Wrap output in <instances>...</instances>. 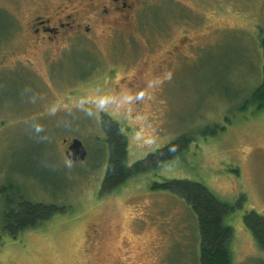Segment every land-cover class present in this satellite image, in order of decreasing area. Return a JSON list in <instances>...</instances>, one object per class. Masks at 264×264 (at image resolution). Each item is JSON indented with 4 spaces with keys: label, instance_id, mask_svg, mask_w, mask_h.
<instances>
[{
    "label": "rangeland",
    "instance_id": "rangeland-1",
    "mask_svg": "<svg viewBox=\"0 0 264 264\" xmlns=\"http://www.w3.org/2000/svg\"><path fill=\"white\" fill-rule=\"evenodd\" d=\"M89 5L0 0V224L8 201L61 208L15 236L1 230L0 264H201L193 209L153 186L172 179L201 182L229 203L245 195L225 216L232 264H264L244 224L250 210L264 217V109H240L264 79V0H137L110 25L88 17ZM77 11L92 27L86 35L46 48L31 32L35 15ZM103 114L129 129V166L179 136L193 139L102 192ZM216 125L225 129L203 134ZM74 138L83 160L66 154Z\"/></svg>",
    "mask_w": 264,
    "mask_h": 264
},
{
    "label": "trees",
    "instance_id": "trees-1",
    "mask_svg": "<svg viewBox=\"0 0 264 264\" xmlns=\"http://www.w3.org/2000/svg\"><path fill=\"white\" fill-rule=\"evenodd\" d=\"M251 106H254L255 111L264 109V79L251 92L250 97L245 100L240 109L247 110ZM102 125L109 146V161L102 192H111L130 177L158 168L171 161L177 155L184 153L193 139L192 136L188 135L179 136L165 146L149 153L144 159L129 166L127 165L129 129L106 114H103ZM224 129L225 126L216 125L207 128L203 134L206 132L217 134ZM153 186L176 191L184 196L193 209L201 234V264H232L229 245L234 235V229L225 223V216L242 207L246 200L245 195H242L234 203L225 202L217 198L203 183L187 179L156 182ZM5 207L0 231H6L13 236L20 231L36 228L61 209L55 204L35 203L26 199H22L20 202L8 201ZM244 224L249 228L258 245L264 250V217L256 211L250 210L244 215Z\"/></svg>",
    "mask_w": 264,
    "mask_h": 264
},
{
    "label": "flooded vegetation",
    "instance_id": "flooded-vegetation-1",
    "mask_svg": "<svg viewBox=\"0 0 264 264\" xmlns=\"http://www.w3.org/2000/svg\"><path fill=\"white\" fill-rule=\"evenodd\" d=\"M89 3V7H93L88 17L93 15V11L95 13L98 12V18L95 16L93 21L101 24L108 23L110 25L111 20H113L116 14H118L119 18H126L130 13H133L137 5V0H89ZM81 12L82 11H77L75 13L66 12L55 18H52L50 15H35L30 24L32 29L31 32L36 36L35 38L37 41L47 44L46 48L51 46L50 43H58V41L66 35L76 33H83L86 35L90 32L92 27L90 23L84 24V22L78 21L79 18L77 17L81 16ZM71 143L72 141H69L66 145V151L69 149Z\"/></svg>",
    "mask_w": 264,
    "mask_h": 264
},
{
    "label": "water",
    "instance_id": "water-1",
    "mask_svg": "<svg viewBox=\"0 0 264 264\" xmlns=\"http://www.w3.org/2000/svg\"><path fill=\"white\" fill-rule=\"evenodd\" d=\"M66 154L73 160H83L87 155V150L81 140L74 138Z\"/></svg>",
    "mask_w": 264,
    "mask_h": 264
}]
</instances>
